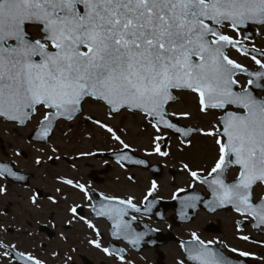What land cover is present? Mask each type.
Returning a JSON list of instances; mask_svg holds the SVG:
<instances>
[{
	"label": "snow or ice",
	"instance_id": "1",
	"mask_svg": "<svg viewBox=\"0 0 264 264\" xmlns=\"http://www.w3.org/2000/svg\"><path fill=\"white\" fill-rule=\"evenodd\" d=\"M249 24L264 27V0H0V117L24 124L43 108L47 111L39 121L37 136L44 139L54 121L71 120L86 98H94L104 102L111 113L138 111L150 118L157 132L163 125L187 137L201 130L177 126L170 119L176 113H169L167 106L178 102L175 92L192 93L201 113L218 109L222 114L217 121L220 127L203 133L214 137L218 146L214 165L203 177L189 169L191 177L210 189V210L231 206L241 216L264 225V196L257 198L255 192L264 185V96H256L252 90L254 86L264 92V51L248 49L221 31L227 25L239 32ZM29 26L37 28V38L27 31ZM226 47L251 55L259 70L248 72L226 54ZM238 72L250 77L248 86L237 89ZM181 115L187 118L191 114L185 111ZM93 123L129 148L112 127L99 120ZM155 151L168 155L159 143ZM120 159L131 158L125 153ZM35 163L40 165L41 160L37 158ZM233 168L236 175L228 181L227 173ZM0 173L16 175L6 165H0ZM62 183L86 195L90 192L71 179ZM156 189L153 181L148 196ZM4 192L0 187V193ZM105 199L109 204L93 211L116 221L114 235L122 233L131 244H139L144 234L134 232L123 217L128 208L136 212L140 208L131 197ZM197 199L188 198L187 206H194L191 201ZM36 202L33 196L32 203ZM70 210L77 212L75 207ZM193 239L199 241L195 233ZM89 243L101 247L98 241ZM182 247L197 264H231L204 241ZM103 251L110 254L108 248ZM248 255L239 252V256ZM19 258L24 264H42L32 255L20 253Z\"/></svg>",
	"mask_w": 264,
	"mask_h": 264
},
{
	"label": "flooded vegetation",
	"instance_id": "2",
	"mask_svg": "<svg viewBox=\"0 0 264 264\" xmlns=\"http://www.w3.org/2000/svg\"><path fill=\"white\" fill-rule=\"evenodd\" d=\"M28 31L33 35V38H37L39 35L37 28L34 26L28 27ZM221 31L241 41L242 45L248 49L255 47L260 51H264V27L249 24L236 32L230 26L225 25L221 28ZM226 54L237 63H240L248 72L259 70V66L252 60L251 55H242L233 48H228ZM257 58H261L259 54H257ZM249 78L246 73H237V89L240 86H248L247 80ZM252 90L256 96H264V92L255 89L254 86H252ZM176 95L179 101L168 107L169 113H176L170 119L185 124L186 118L176 109V104L182 103V97L186 94L176 93ZM43 111L44 109L40 108L31 123L36 122L37 117ZM208 113L211 115V120L215 121L214 124L221 115L220 110L217 109L209 110ZM39 118L41 119V117ZM186 125L197 127L189 123ZM18 151L20 150H17V153ZM3 154L6 155L4 146ZM18 154L21 159L28 156V153L24 151ZM0 157H2V153H0ZM70 157H72V154ZM75 158L77 161H82L85 156L79 155V158ZM19 165L20 167H17L16 164V168L23 169L21 163ZM113 165L114 163L105 160L103 168L91 170L89 174H82L78 173L80 169H73L72 163L69 162V168L65 170V172L67 171L65 176L53 177L50 170L45 168L42 171V176L32 172L33 176L28 186L6 183L11 189L28 191L31 189L38 204H34L33 208L36 211L32 214L26 215L23 213L21 216H15L12 224L10 223L12 218H8V211L3 212L4 215L6 213L3 217L6 225H3V236L0 241V245L2 243L4 245V247H0V264H24L23 260L16 261L14 259V253H24L25 256L32 255L41 260L42 264H56L60 261L63 264H66L64 261L69 264H179L181 260L184 261V264H191L187 260L188 255H186L185 248L182 245L197 246L199 241H204L214 252L225 256L231 261V264H264V228L255 227L254 220L251 217L241 216L231 210L212 214L200 209L196 210L195 213L190 210L188 212L189 217H180L173 208H167L164 204L159 206V203L171 201L174 194L192 189L204 192L200 184L196 183L191 186L176 188L174 192L167 196L164 195L163 190L158 189L159 185L157 184V181H160L164 176L163 169L162 175L158 179L152 176L150 170L138 168L124 169L127 172L126 177H121L115 174L113 168H110ZM70 170L78 174L73 175ZM132 170H140L149 174L151 185L153 181L156 182L157 189L152 192L151 196H148L151 185L148 189H144L141 183H135V189L144 190V192L141 194L142 191H132ZM91 172L94 174H90ZM169 172V175L175 180L176 171L169 169ZM25 173L31 172L25 171ZM235 175L236 170H230L229 181L233 180ZM63 179H71L76 184L85 185V188L90 190L89 194L86 195L79 188L63 184ZM125 180L129 183L130 193H122L124 192L122 190L124 184L121 183ZM58 188L60 191H57ZM178 189L184 191L178 192ZM50 192L54 195H49ZM255 192L257 198L264 196V186H257ZM146 196L147 200H145ZM49 197L52 199H49ZM105 197H116L123 200L131 197L133 204L140 208V212L128 208L127 214L123 217V220L130 222L134 232L144 234L139 244H131L129 239L122 233L114 235L118 232L115 227L116 221L110 219L107 215H99L97 211H93L94 207L99 210L101 205L109 204V200ZM72 200L74 201L72 202ZM58 205L65 207V209L57 208ZM54 206L56 207L51 209ZM73 207L77 209L76 214H73L70 210ZM57 209L60 210V214L65 219V231L59 234V237H62L60 239H63L65 243L62 244V247L52 249L51 243L57 236L55 229L57 221L54 214ZM46 211H48V214H46ZM225 213L228 214L227 222L221 219V215ZM89 223L94 227L90 228ZM193 233L199 237V241L193 239ZM9 236L16 238V240L9 242L7 238ZM241 236H248L249 239L242 240L240 239ZM90 241H98L101 247L96 248L92 243H89ZM18 243H23V248L19 247ZM103 248H108L110 254H106ZM233 249L236 251H233ZM5 252H9V255H4ZM239 252H247L249 255L239 256ZM172 254L176 255L175 261L172 259Z\"/></svg>",
	"mask_w": 264,
	"mask_h": 264
},
{
	"label": "rangeland",
	"instance_id": "3",
	"mask_svg": "<svg viewBox=\"0 0 264 264\" xmlns=\"http://www.w3.org/2000/svg\"><path fill=\"white\" fill-rule=\"evenodd\" d=\"M182 103L176 104V109L179 112H189L191 115L185 119V124H192L200 127L202 133L199 136L192 137L189 139L191 141L187 144L181 141L170 140L168 155L163 156L155 151V146L157 143L162 144V141L166 135L165 131L157 132L156 129L152 128L149 124L148 119L142 115H131L124 113L118 116H111L107 108L101 104L93 101H88L84 104V113L79 118L80 120L87 117H91L89 123H78L74 121L72 123H62L60 122L55 130V136L51 140L49 146H42V148H33L26 140V136L29 133V129L17 130L11 126L4 125L0 122V140L2 143L0 145L4 146L6 155H2V159L14 160L20 167L19 163L23 167L22 170L27 172H33L38 176H42V171L48 168L53 177L66 175L69 168L68 163H72L73 169H80L82 174H89L91 170H97L104 167V161L96 160L90 156H85L82 161H77L76 158L81 152H93V151H103V150H115L123 148V144L119 140H115L111 133H108L105 129L99 127L98 124L93 123V120H99L102 123L107 124L109 127L113 128V131L120 137L124 143L129 145L136 154H141L142 157L152 161L153 163H161L164 170V176L160 181H157L159 185L158 189L163 190L164 195H170L174 192L176 188H182L184 186H191L196 184L195 180L191 177L189 169L191 171H196L198 175H207L211 167L214 165V161L217 158V147L214 143V137L205 136L204 132L214 131L217 127V122L211 120L210 113H201L198 111V106L196 105V99L192 95H185L182 97ZM193 127V126H192ZM67 133V135H65ZM160 136V140H156L155 137ZM56 148L55 153L52 149ZM17 150H24L28 153L27 157L23 159L19 158ZM0 153H2L0 149ZM72 154L73 157H70ZM140 155V156H141ZM52 156L53 159H48ZM59 157L56 159L55 157ZM39 158L41 160V165H37L35 160ZM175 158L176 160H173ZM55 162V164H54ZM188 165V169L184 168V165ZM115 171L117 176L126 177L124 169L117 165L110 166ZM169 169L176 171L175 180L171 177ZM180 171V172H177ZM71 172V170H70ZM69 172V173H70ZM78 173L71 172V174L76 175ZM132 191H142L140 189H135V183H141L144 189H148L151 185V177L146 172H141L140 170H132ZM124 187L122 193H130L128 188L129 183L127 180L123 181ZM135 184V185H134ZM4 183L0 181V187H3ZM197 187V186H196ZM5 188V187H3ZM197 188H200L199 186ZM6 192L0 193V241L2 240V229L4 223L3 214L4 211H8V218H13L15 216H21L23 213L28 215L36 211L34 209V204L32 203L33 192L31 189L28 190H17L11 188H5ZM175 189V190H174ZM144 190L141 192V194ZM140 194V195H141ZM49 195H54L50 192ZM139 195V196H140ZM31 200V202H30ZM74 200H72L73 202ZM38 204V202L36 203ZM62 204V202H61ZM54 206L51 209H54ZM57 208L65 209V207L58 205ZM48 209V208H47ZM48 214V211H46ZM55 219L57 221L56 228V239L51 243L52 249L55 247H62L65 243L62 237H59L60 233L65 231V222L63 215L60 214V210L54 211ZM7 218V219H8ZM26 218H28L26 216ZM221 219L224 222L228 220V214H222ZM9 242H13L16 238L7 237ZM10 244V243H7ZM3 245V243H2ZM19 247L23 248V243H18ZM49 246V244H48ZM63 249V248H62ZM48 251V250H45ZM176 255L172 254V259L175 261ZM69 264L67 261H64ZM56 264H63L62 261Z\"/></svg>",
	"mask_w": 264,
	"mask_h": 264
},
{
	"label": "water",
	"instance_id": "4",
	"mask_svg": "<svg viewBox=\"0 0 264 264\" xmlns=\"http://www.w3.org/2000/svg\"><path fill=\"white\" fill-rule=\"evenodd\" d=\"M226 49V48H225ZM94 99V98H93ZM104 103V102H103ZM81 112V111H80ZM80 112H78L73 118H75ZM72 118V119H73ZM30 119V118H29ZM28 119V120H29ZM59 119V118H58ZM28 120H26L25 121V123L24 124H20L18 121H14V122H17L19 125H21V126H24V125H26V122L28 121ZM9 121V120H8ZM55 122L56 121H54L53 122V126H52V130H53V128H54V126H55ZM160 127H163V125H161ZM174 131V130H173ZM37 132H38V129L35 131V133L33 134V137L34 138H38V139H40L38 136H37ZM196 131H192L190 134H189V136H187V137H185V136H182V137H184V139L185 140H187L189 137H191L194 133H195ZM51 133H52V131L49 133V136L51 135ZM179 134V133H178ZM180 135V134H179ZM48 136V137H49ZM48 137L47 138H44L43 140L44 141H47V139H48ZM127 154V156L128 157H130V155L132 154L129 150H123V151H121V152H119V153H115V154H112V155H110V157H112V158H114L115 160H118V161H120V162H122L123 164H126V165H130L131 164V159H123V160H121L120 159V156L121 155H123V154ZM99 157H101L100 155H98ZM131 158V157H130ZM0 165H1V163H0ZM11 166L12 165H10V166H8L16 175L15 176H11V175H7L6 173H0L1 175H3V176H5L6 178H8V179H11V180H13V181H16V179H18V177H20V174L19 173H16L12 168H11ZM154 175H155V177H158L159 175H160V172H158V173H154ZM206 185V184H205ZM206 187H207V189H208V191H209V193H210V198H209V201H211L212 200V194H211V191H210V189L208 188V186L206 185ZM206 207H208V205H206ZM228 206H225V207H218V208H215V210H220V209H223V208H227ZM209 208V207H208ZM257 226H262V225H257ZM192 262H194V263H197L196 261H193V260H191Z\"/></svg>",
	"mask_w": 264,
	"mask_h": 264
}]
</instances>
